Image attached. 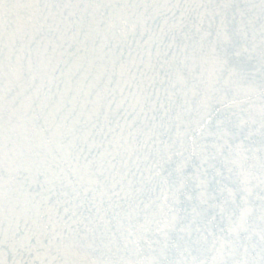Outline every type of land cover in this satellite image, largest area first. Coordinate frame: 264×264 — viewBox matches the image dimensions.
Returning a JSON list of instances; mask_svg holds the SVG:
<instances>
[{
	"label": "snow or ice",
	"instance_id": "snow-or-ice-1",
	"mask_svg": "<svg viewBox=\"0 0 264 264\" xmlns=\"http://www.w3.org/2000/svg\"><path fill=\"white\" fill-rule=\"evenodd\" d=\"M158 17H164L167 31L161 27L156 32L151 27ZM187 21L192 22L191 35L185 32L180 42L173 35L164 53L167 68L161 65L157 69L152 61L157 40L168 32L183 31ZM137 32L143 42H137L133 50L124 42ZM253 59H258L264 71V0L244 4L234 0H0V176L6 168L8 177L0 179V233L7 235L10 254L19 256L24 264H264V195L259 197V252L243 239L248 232L246 224L257 211L249 199L253 181L258 180L264 192V77L257 84L244 68ZM109 65L113 78L118 67L120 95L127 88L137 104L147 88H155L160 71L174 90L186 83L189 67L194 66L204 87L193 91L190 100L185 98L183 111L172 116L180 120L186 112L191 119L183 132L178 130L177 140L159 142L165 154L171 152L168 159L183 157L186 151L191 159H197V144L208 124L205 110L213 102L227 100L225 107L240 105L235 127L241 133L259 122L258 175L248 163L250 150L243 139L234 142L231 129L213 133L224 141L219 150L232 158L229 162L236 169V179L230 186L220 187L218 193L209 191L205 179L196 185L200 204L218 208L220 219L227 221L217 233L216 217L206 220L201 234L205 243L200 248L193 247L199 241L170 242L177 232L192 234L191 221L186 223L175 207L177 194L189 180L184 175L187 160L177 166L175 175L166 174L158 164L147 168V181H155L160 189L159 203L143 207L132 203L121 208L122 219L129 222L121 233L126 241L124 257H118V241L105 236L111 221L106 219L104 205L114 199H132L134 185H125V181L134 173L125 169L138 151L132 146V133L125 135V128L118 123L113 127L104 112L105 102L109 109L116 102L117 89L95 91L92 83L100 82ZM164 91L169 100L175 95L174 91L169 95L168 88ZM254 94L260 99L258 111L250 102ZM240 96L245 99L238 100ZM124 100L117 104L118 109ZM159 108L163 114L158 126L163 128L171 109L164 104ZM149 119L158 118L153 115ZM156 127L153 124V136L148 137L153 140L152 147ZM136 144L140 145V140ZM141 146L148 147V140ZM197 172L204 177L208 169L200 172L197 168L192 177H197ZM219 174L214 172L213 179ZM68 188L71 193L61 191ZM224 194L226 198L221 199ZM213 200L216 203H211ZM73 201L77 203L69 216L68 205ZM82 207L89 216L76 219ZM150 234L157 239L148 238ZM106 238L103 250L94 246L96 239ZM128 244L136 245L131 258Z\"/></svg>",
	"mask_w": 264,
	"mask_h": 264
},
{
	"label": "water",
	"instance_id": "water-1",
	"mask_svg": "<svg viewBox=\"0 0 264 264\" xmlns=\"http://www.w3.org/2000/svg\"><path fill=\"white\" fill-rule=\"evenodd\" d=\"M123 2V0H121ZM140 2V0H138ZM146 2H152V0H146ZM163 2V0H160ZM169 3H175L176 0H168ZM181 3H185V0H180ZM190 2V0H189ZM237 4H244L247 0H234ZM258 3V0H255ZM171 15V14H169ZM171 21L169 20V25ZM151 27L154 31L159 32L161 27H164L165 31L168 30V26L165 25L164 17H158L155 21L151 23ZM191 27L192 22L187 21L186 26L183 31H177L175 33L168 32V36L164 37L161 40H157L158 49H153V58L152 61L156 64L157 69L160 68L161 65L167 68L165 64L166 59H168L164 53L168 51L167 44L172 42V36H175L177 42H180L184 38V33L187 32L191 35ZM142 31V30H141ZM143 39H147L144 37ZM142 43L141 33L137 32L133 36H129L128 40L124 42L126 45L131 46L133 50L136 48V43ZM258 42V41H257ZM122 46H124L122 44ZM157 50L159 51V55H157ZM125 56H127V47H125ZM234 62H239L236 58H233ZM245 71L249 74L250 78L259 84L262 77H264V71L261 70L258 59L248 60L244 65ZM112 67L109 65V71L99 83L96 81H92L95 84V91H101L103 89H117L114 93L116 97V102L111 105V109L108 108L107 103L105 102L104 112L108 113V119L112 121V126L118 123L122 127L125 128V135L128 132H131L134 139L132 141V146L138 149L136 154H133L131 157V162L128 163L126 171L128 169L131 170L132 174H129L127 180L125 181V185L132 184L134 185L135 191L131 193L132 199L119 200L114 199L112 201H108L107 204L104 205V208L108 212L107 220H110V225L107 226V233L105 236L107 238H111L114 243L118 241V246L120 247V252L118 257H124L125 251L123 245L126 243L121 233L124 228L127 227L128 221L123 218V212L121 208H128L130 204L135 203L140 207H143L144 204L150 203H159V199L162 198L160 189L156 186L155 181H147V168L152 164H158L160 169H163L166 174H176V169L182 161L187 160V167L185 168L184 175L189 177V180L186 184V187L182 189L181 193H178L179 202L176 204V211L180 217L186 218V223L191 221V236H189L185 232H177L175 233L170 242H175L177 239H182L185 242L190 241H199V243L193 245L194 248H200L205 241L202 238L203 233V225L206 220L211 219L213 216L216 219L213 221L214 224L217 225V233L219 231V227L226 226L227 221H222L219 216L218 208H210L209 205L204 204L201 205L199 200L196 199L198 196L199 190L196 188V185L199 184L200 179H205L209 183L206 185L210 192L218 193V190L222 186H230L235 182L236 179V169L229 162L231 157L228 156L226 152H221L219 150V144H222L223 140H218L216 133L219 129H231L234 133L233 140L234 142H239V140L243 139L245 142V146L250 150V156L248 163L250 165H254L256 171V175H258L259 169V149L261 148V134L259 130V122L255 125H250L248 128L244 129L243 133L239 128H236L235 125L238 123L237 117L240 114V105H231L229 107H225V104L228 103L225 100L223 103H215L205 110L204 119L208 121L206 125L205 131L201 134V139H199L197 144V159H191L190 151L184 152L183 157H175L173 156L171 159H168V156H171V152L164 153L163 145L159 142L163 141L165 144L177 140L178 130L183 132L187 126L188 121L191 117L188 116L186 112H184L182 119L173 120L172 116L175 115L176 112H182L181 105L184 103V99L187 98L190 100L191 94L193 91H202L204 85L200 84L198 74L194 70V66L189 67V71L185 77L186 83L182 86H178L176 89H171L169 87L168 81L164 79L163 71H160L155 76V88L152 87L147 88L146 92L141 95L140 102L137 104L136 100L129 95V91L127 88L124 89V95L121 96L118 89L121 84H118L119 75H118V67L116 69L117 75L112 77ZM57 75H59L57 73ZM151 75V73H149ZM109 79H111V84H109ZM161 81H164L161 83ZM165 88H168V94L174 91L175 95H171V100L167 99L165 94ZM151 93L150 98H145L148 94ZM158 93V95H157ZM185 93H187V97H185ZM105 95L107 93L105 92ZM124 97H127V100H124ZM108 99H111L109 96ZM244 96L238 97V100H244ZM122 100H124L122 106L117 108V104H119ZM255 109L258 111L260 105V99L258 95H252L250 101ZM160 104H164L171 109V115L168 117H164V127L160 128L159 118L163 114V109L159 108ZM247 107V105H244ZM157 108L156 112H153L151 109ZM155 115L158 119L157 121H150V117ZM104 115L101 114V120L103 121ZM153 124H156L157 127L155 129V147H152L153 140L148 139V137L153 136V132L150 131ZM131 125V127H129ZM183 125V127H179ZM251 132L252 135L248 136V133ZM139 133V135H138ZM246 138V139H245ZM140 140V145L136 144V140ZM148 140V147H143V141ZM183 139V137H181ZM190 144V142H188ZM176 150H179L178 148ZM85 154H87V148H85ZM147 156L148 159L145 161L144 157ZM124 159L127 161L128 156L125 155ZM201 159L206 160V163H201ZM138 165V167H137ZM199 168L200 172H203L204 169H208L207 175L201 177L199 172H197V177H192V173L197 171ZM231 169V171H230ZM159 170V169H158ZM144 172V179H141V172ZM214 172L220 173L218 176H215L213 179ZM6 168L5 172L0 176V179L3 181L7 180ZM255 187L253 188L252 194L249 199L252 202V206L257 209V211L253 214L252 218L248 220L246 227L248 228V232L243 234V239L250 246H255L256 253L259 252V204L261 195H264V192L261 191V187L259 185L258 180L253 181ZM35 184H33V188H35ZM69 191L71 193V188L61 189V191ZM55 191V190H54ZM125 191H127V187H125ZM121 196H124V192H121ZM226 194L221 196V199H225ZM62 199H69L71 197H64ZM86 199V198H82ZM77 203V201L71 202L68 207L70 208L69 216L71 215V210H75L73 205ZM211 203H216L213 200ZM86 207H90L87 205ZM195 208V212L193 209ZM95 210H93V214ZM135 215V214H134ZM142 215V213H141ZM227 213H225V216ZM89 216V212L85 207H82L77 212L76 219L83 220L84 217ZM71 223V221H69ZM132 224H135L136 221L132 220ZM83 224L80 225L83 228ZM6 227V225H5ZM200 228L201 233H197L196 229ZM115 233V235H112ZM97 237H100V232H97ZM107 238L104 240L96 239L94 246L101 248L103 250V244L107 243ZM150 239H157V235L150 234ZM132 239H138L137 236H133ZM237 240L241 239V237H236ZM210 245L211 238L207 241ZM141 247H146V245H141ZM136 245L128 244V257L131 258L134 255ZM113 252H115V248H113ZM193 255L197 254L195 251L192 252ZM99 255V253H97ZM107 258V257H106ZM0 262L2 264H24L19 256H15L10 254V242L7 239L6 233H0Z\"/></svg>",
	"mask_w": 264,
	"mask_h": 264
}]
</instances>
